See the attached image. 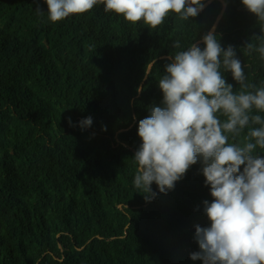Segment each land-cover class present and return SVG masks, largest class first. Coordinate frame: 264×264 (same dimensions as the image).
I'll use <instances>...</instances> for the list:
<instances>
[{
  "label": "trees",
  "instance_id": "1",
  "mask_svg": "<svg viewBox=\"0 0 264 264\" xmlns=\"http://www.w3.org/2000/svg\"><path fill=\"white\" fill-rule=\"evenodd\" d=\"M202 4L188 21L169 13L152 29L102 2L53 23L45 0H0V264H202L190 259L195 226H210L200 163L167 194L153 183L150 202L133 183L138 124L161 106L158 80L171 55L203 49L214 29L247 82L264 86V59L243 51L264 23L241 0Z\"/></svg>",
  "mask_w": 264,
  "mask_h": 264
},
{
  "label": "clouds",
  "instance_id": "2",
  "mask_svg": "<svg viewBox=\"0 0 264 264\" xmlns=\"http://www.w3.org/2000/svg\"><path fill=\"white\" fill-rule=\"evenodd\" d=\"M98 2L106 12L132 24L142 21L152 29L169 13L188 21L203 9L202 0H45L53 23L87 13ZM241 3L264 23V0ZM253 41H259L258 46ZM201 43L203 49L192 43L169 57L158 80L161 106H150L149 115L138 124L141 144L133 156L137 164L133 183L150 202L157 195L153 183L159 193L167 194L199 162L212 197L211 203L203 201L210 226H195L193 239L199 251L190 259L202 264H264V156L256 153L264 150V116L258 114L264 113V86L247 82L234 47L222 48L213 31ZM172 47L180 48L179 40ZM243 51L258 52L264 59V29ZM223 71L231 73L239 91L226 82ZM68 123L72 126L70 118ZM91 125V117L79 122L82 130ZM245 129L243 140L237 141Z\"/></svg>",
  "mask_w": 264,
  "mask_h": 264
},
{
  "label": "water",
  "instance_id": "3",
  "mask_svg": "<svg viewBox=\"0 0 264 264\" xmlns=\"http://www.w3.org/2000/svg\"><path fill=\"white\" fill-rule=\"evenodd\" d=\"M213 30H214V29H213ZM213 30H212V31H213Z\"/></svg>",
  "mask_w": 264,
  "mask_h": 264
}]
</instances>
